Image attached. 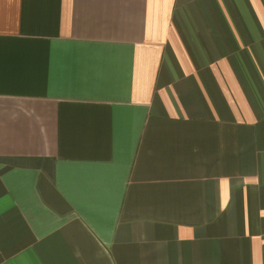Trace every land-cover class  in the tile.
I'll return each mask as SVG.
<instances>
[{"label":"crops","instance_id":"obj_1","mask_svg":"<svg viewBox=\"0 0 264 264\" xmlns=\"http://www.w3.org/2000/svg\"><path fill=\"white\" fill-rule=\"evenodd\" d=\"M0 264H264V0H0Z\"/></svg>","mask_w":264,"mask_h":264}]
</instances>
